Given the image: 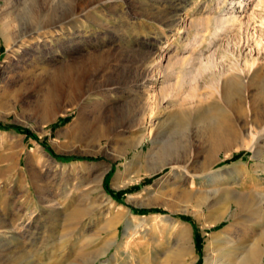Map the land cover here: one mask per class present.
<instances>
[{"label":"rangeland","instance_id":"rangeland-1","mask_svg":"<svg viewBox=\"0 0 264 264\" xmlns=\"http://www.w3.org/2000/svg\"><path fill=\"white\" fill-rule=\"evenodd\" d=\"M232 1L0 0V30L2 22L7 21L11 32L16 31V18H23L32 6L44 26L66 23L63 29H49L46 35L50 38H43L38 48L36 36L30 38V46L15 58L3 42L0 45V238L15 236L11 244L15 252L0 256V264H205L209 238L220 234L235 219L244 222L239 215L233 221L228 217L206 227V219L218 217V210L215 215L209 208L202 213L198 197L188 201L186 195L193 190L184 174L172 164L161 168L171 163L164 151L174 143L177 154L189 160L188 171L203 184L196 193L212 192L222 183H230L246 196L264 192V156L256 157L249 149H236L228 157L221 153L222 160L212 172L204 174L208 142L199 132V118L214 101L210 86L220 76L223 84L227 81L236 89L247 81L242 103L228 108L239 130L256 125L264 112L263 108L253 110L256 87L249 86L257 70H263L260 73L264 77V0H243L236 6L240 21L222 33L217 42L218 72L216 69L215 75H204L200 80L205 98L202 107H195L200 103L196 100L198 104H194L195 100L186 95L183 108L178 107L176 99H170L164 107L155 100L154 118L166 121L142 146L125 148L128 141L140 136L134 125L145 103L142 91L133 83L136 70L148 61L166 64L165 55L188 57L189 51L198 52L197 40L206 44L215 30L209 19L230 10ZM171 16L173 25L166 21ZM75 18L77 22H73ZM192 21L195 24L188 26ZM94 54L119 64L121 80L111 70L101 71L98 76L103 84L118 85L104 89L110 99L93 106L87 103L83 111L65 100L64 112L53 122L43 124L38 111L55 70L68 69L77 58ZM254 61L257 68L241 78L242 71ZM35 66L45 72L39 81L26 80L25 73ZM8 67L16 77L14 81H10L11 74L1 72ZM177 67L168 71L173 82L183 76V69ZM155 74L158 83L162 82L164 73L159 69ZM103 93H97L96 98ZM81 112L88 118L104 114L107 123L102 129L110 128L114 120L118 133L106 138L77 136L75 130L65 132ZM172 112L183 119L181 125L175 123L177 118L169 119ZM256 142L258 149L264 146V140ZM151 152L155 154L153 161L147 159ZM123 153L125 157L120 158ZM125 164H131L133 172L123 184L116 178L125 170ZM94 166L100 170L94 172ZM210 177L220 181L216 185L207 183ZM229 202L224 205L227 208L221 204L219 207L227 209L229 215L237 214L234 201ZM174 222L189 234L186 243L191 249L182 259L178 257L180 248L175 236L170 238ZM242 226L236 230L238 239L246 230Z\"/></svg>","mask_w":264,"mask_h":264},{"label":"bare ground","instance_id":"bare-ground-1","mask_svg":"<svg viewBox=\"0 0 264 264\" xmlns=\"http://www.w3.org/2000/svg\"><path fill=\"white\" fill-rule=\"evenodd\" d=\"M242 2L243 0L232 1V7L230 10L224 13L220 12V14L215 16L213 19H209L210 25L213 24L215 30L211 38L206 41V44L200 39H196V46L200 48L198 52L189 51L190 55L188 57L165 55L163 58H165L164 60L167 61L166 64H163L162 62H156L157 64L153 63V65L148 61V63L139 66V68L136 70L137 75L135 74V82L133 83H135L136 89L142 91L141 96L145 101L144 108H142L138 115L137 125H134L139 131L140 136H138L134 141H128L125 146L126 149L142 146L148 136L151 137L154 132L159 130V126L166 121H161L160 119L158 121L154 118L153 104L155 100L159 101L160 107H164L165 103L176 99L178 107L183 108L185 106L183 103L185 101L184 96L186 95L191 101L195 100L193 101L194 104L196 100L200 103V106L194 105L195 107H202L201 103L203 102L202 100L204 97L201 94L200 80L202 77L204 78V75L209 76L216 74L215 71L220 65L218 58V50L220 46L218 47L217 42L220 40L219 37L222 36V33L240 21L241 18L240 16H237L235 8L237 5L243 4ZM34 8L35 7L32 6L30 11L27 12L23 18H19V16L16 18V31L11 32V24L7 21L2 22V27L0 30V45L3 42L13 58L18 56L26 47L30 46L28 42L30 38L36 36L37 43L35 46L38 48V46L42 45L43 38L45 40L50 38V36H47L46 34L49 33L52 28L63 29L64 25L66 24L65 22H59L58 24H52L50 27L47 25L44 26L43 22H41L37 14L34 12ZM75 20L77 22L76 18L73 19V22H75ZM166 21L171 24L174 21L173 16L166 19ZM193 23L194 21L188 23V26H192ZM192 47L193 45L191 46V49ZM102 54L105 55L104 53ZM102 54H94L92 56H83L77 58L76 61H73V63L68 66V69L60 68L55 70V76L52 77L47 83L48 89L44 99L45 101H42L43 104L38 111L43 124H49L53 122L57 116L64 112L62 102L65 100H68L71 104H76V106L81 108L83 111L85 110V104L87 103L93 106L94 104L104 103V100L110 99V97L109 99L106 98V93H103L104 89L106 87L115 89L118 87V85L111 84V82L110 84H103L102 82H99L98 76L100 75L101 71L111 70L113 71V75H117L115 78L117 80H121L120 67L119 64H117L118 62L114 61V63H112L110 60H106ZM120 64L122 63L120 62ZM37 66L31 67V69L25 73V78H27L26 80L34 79L39 81L38 79L41 78V75L45 72V69L37 68ZM255 66L256 62L254 61L251 63V65H249L247 71L242 69L243 71L241 70V78L243 74H249ZM174 67H180V69H183L181 72L183 76H177L178 79L180 78V80L176 82H173L174 79H171V76H167L169 74L168 71H171ZM159 69L161 70V73H164V78L160 83H158V79L156 78L155 74V72ZM11 71V67L1 70L3 74H11L10 81H14L16 77L14 74L12 75ZM261 71L263 70H257L254 73L249 85L250 87H256V94L252 102V108L254 111L259 110L260 108H263L264 111V77L261 75ZM158 74H160V72ZM177 74L179 75L180 73ZM236 75H239V73ZM219 78L217 81L215 80V82H213L214 79H212L213 81H211L213 83H210L211 86L209 85L210 89L213 91L212 94L214 96V104L212 103V107L207 108L208 110L204 116L201 117V119L199 118L200 123L202 124V127L199 131L200 135L205 137L208 142V146L205 149V154L207 155V164L203 169L204 174L213 171L215 165L222 160L220 155L223 152L226 153V157H228L230 155L229 153L236 149H249L250 151L255 152L256 157H259V155L264 156V154H262L264 153L262 151L264 146L258 149L259 143L257 144L256 142L257 139L260 141L264 140V112L258 116L256 125L239 130L237 126V119L233 118L228 110V108L242 103L243 95L241 93L243 89H245L243 87L244 83L247 81H242L243 86H240V89H236L235 87H231L230 85L226 84V80H224L226 82L223 84V81ZM8 87L9 86H7V88ZM97 93H103L104 96L100 95L101 98H96L95 95ZM235 98H237V101H235ZM169 119L176 120L175 123L177 122V126L181 125L182 122L180 120H183H179L178 112H172L169 116ZM115 122L116 121L113 120L109 125L110 128L105 130L102 129V125L107 123V119L104 114L97 113L94 114L92 118H88L87 116H84L83 112H81V117L69 124L64 131L70 132L75 130L77 136L82 137H97L99 135H103L106 138H111L116 136L119 129L115 126ZM148 129H151L149 133H147ZM158 136L159 133L156 138H158ZM174 147L175 144L173 143L165 148L164 152L167 156L169 155L171 163L163 166L161 170L172 164L174 165V169L184 174L183 176L185 181H188L190 188L193 190V193L186 195L189 198L188 201H193L195 197H198L197 203L202 213H204L205 208H209L211 212L214 213L212 215H215V213H217L216 210H218V213L220 214L218 217L214 216L213 218V216H211L209 219H206V227L209 228L220 224L228 217H230V219L233 221L239 215H241L242 221L245 222V224H243L244 222L240 224V222H237V219H235V222L228 225L223 231H221L220 234L213 235L209 238L206 248L208 255L205 258V264H264V192H257L258 195L255 196H246L242 194L243 192L239 193V191L232 188L230 183H222L217 188V190L214 189L212 192L206 191V193L203 194L196 193L195 191L201 190L203 184L199 183L200 181H197L199 180V177L192 175L188 171L187 164L189 160L177 154ZM125 155L126 153H123L120 154L119 157H125ZM154 156V152H151L147 159L152 160L154 159ZM124 168L125 170L120 172L116 178L117 181H120L123 184L133 172V166L131 164H125ZM92 170L97 172L100 170V167L94 166ZM106 173L107 170L102 172L100 181H102ZM218 181L220 180L210 177L208 178L207 183L214 182V185H216ZM130 182H133V179ZM232 200L234 201L233 203L235 205L237 214L229 215V211L224 209L227 208L224 205ZM220 204L224 207L223 209H221L222 206L221 208L219 207ZM241 225L246 227V230L244 234L242 232V234H240V236L243 235V238L238 239L236 235L238 232L236 233V230L238 226ZM171 229L172 231L170 233V238L175 236L176 243L180 248V250L178 249V257L182 259L185 255V252L191 249L186 243L189 234L187 231L185 232L183 230V226L178 224V222L172 223ZM14 241L15 236L11 238L3 236L0 238V256H9V254L15 252L11 247V244Z\"/></svg>","mask_w":264,"mask_h":264},{"label":"trees","instance_id":"trees-1","mask_svg":"<svg viewBox=\"0 0 264 264\" xmlns=\"http://www.w3.org/2000/svg\"><path fill=\"white\" fill-rule=\"evenodd\" d=\"M111 193H112L113 195H115L114 192H111ZM115 196H116L117 199H119V196H118L117 194H116ZM137 212L142 213V214H147V213H148L147 211H140V210L137 211Z\"/></svg>","mask_w":264,"mask_h":264}]
</instances>
